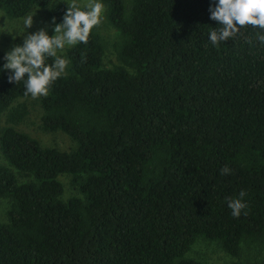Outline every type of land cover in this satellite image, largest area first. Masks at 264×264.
Returning a JSON list of instances; mask_svg holds the SVG:
<instances>
[{"label": "trees", "instance_id": "obj_1", "mask_svg": "<svg viewBox=\"0 0 264 264\" xmlns=\"http://www.w3.org/2000/svg\"><path fill=\"white\" fill-rule=\"evenodd\" d=\"M52 2L0 0V11L59 23L67 4ZM102 2L114 60L104 65L94 27L39 98L41 130L67 135L71 151L16 129L31 95L0 72V199L10 203L0 264H204L186 256L197 239L230 257L242 244L264 252L259 30L213 46L209 0ZM241 191L246 208L234 217L227 201Z\"/></svg>", "mask_w": 264, "mask_h": 264}, {"label": "clouds", "instance_id": "obj_2", "mask_svg": "<svg viewBox=\"0 0 264 264\" xmlns=\"http://www.w3.org/2000/svg\"><path fill=\"white\" fill-rule=\"evenodd\" d=\"M105 5L102 0H88L79 6L76 0L66 5L60 22L52 17L48 26L35 31L26 30L33 25L34 14L26 16L22 22L23 29L20 43H13L0 60V72L7 74L10 83L23 81L25 95L46 96L50 86L65 74L70 61L63 54L66 48L88 41L91 30L101 23ZM209 19L218 26L208 33V40L213 46L235 37L240 29L250 25L259 30L257 39L264 42V0H209ZM10 33V34H13ZM58 52L60 54H58ZM48 58H54L49 64ZM230 169L224 167L221 173L228 174ZM241 191L237 198L228 199L227 207L237 217L246 208Z\"/></svg>", "mask_w": 264, "mask_h": 264}, {"label": "rangeland", "instance_id": "obj_3", "mask_svg": "<svg viewBox=\"0 0 264 264\" xmlns=\"http://www.w3.org/2000/svg\"><path fill=\"white\" fill-rule=\"evenodd\" d=\"M72 0H53L52 4H69ZM76 3L83 7L88 0H76ZM106 7L103 12L101 23L95 26V30L102 36L105 44L104 65L110 66V62L114 60L113 45L118 39L117 32L112 29L105 19ZM34 14L33 25L27 29V32H32L40 27L48 26L49 34L51 35V26L46 19L45 14L41 10H34L28 15ZM27 15V16H28ZM25 18V17H24ZM24 18L9 19L0 11V51L5 52L10 49L13 43H20L22 40L23 29L20 26ZM16 32V35L13 32ZM13 33V34H10ZM68 49V48H66ZM65 49V50H66ZM65 53V51H64ZM63 53V54H64ZM58 54H60L58 52ZM30 97L25 100L28 108V116L21 122L16 129L28 133L34 137L41 147L56 148L60 151H71L74 148V142L61 132H44L41 130V109L39 106V98ZM60 182L64 187V196L73 193L70 185V177L67 175L60 176ZM10 207V203L6 199H0V223L6 222V212ZM188 258L198 260L204 264H261L264 252L257 246L242 244L237 257H230L225 254L216 243L197 239L191 246L186 255Z\"/></svg>", "mask_w": 264, "mask_h": 264}]
</instances>
